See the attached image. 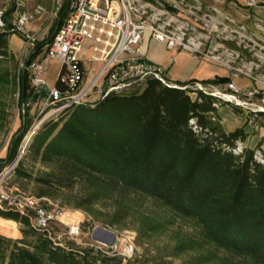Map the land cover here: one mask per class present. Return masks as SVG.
<instances>
[{"label":"trees","instance_id":"obj_1","mask_svg":"<svg viewBox=\"0 0 264 264\" xmlns=\"http://www.w3.org/2000/svg\"><path fill=\"white\" fill-rule=\"evenodd\" d=\"M145 1L160 5L157 0ZM68 11H63L28 62L53 39ZM14 33L7 21L0 26V60L9 57V37ZM0 81L9 82L8 75L0 74ZM229 81L230 77L217 76L202 82ZM195 82L176 88L149 77L142 91L111 93L75 105L42 125L26 157L53 168L52 179H42L51 188L85 186L87 194L75 208L107 199L125 205L129 193L145 195L197 220L218 246L264 264V164L256 159L254 149L236 152L248 134L243 128L230 133L223 129L215 106L225 103L221 98L183 89ZM18 86L23 105L31 96L27 72ZM30 126L25 121L19 130L9 160L17 157ZM0 217L22 225L20 239L0 236V264H124L120 257H107L74 242H57L54 234L35 229L27 217L14 211L0 209Z\"/></svg>","mask_w":264,"mask_h":264},{"label":"rangeland","instance_id":"obj_2","mask_svg":"<svg viewBox=\"0 0 264 264\" xmlns=\"http://www.w3.org/2000/svg\"><path fill=\"white\" fill-rule=\"evenodd\" d=\"M157 1L160 5L151 3L152 6L147 8L149 19L145 18L144 21L149 26L160 25L165 31L175 33L179 45L174 49L167 47L169 51H185L197 59L207 60L219 73L218 76L230 77L229 83L233 79L243 91H253L252 96L240 97L244 103L241 106L223 100L225 103L219 105L217 117L227 133L238 128L245 130L248 138L242 143L244 147L264 153V111L258 110L264 99V23L253 22L248 11L237 14L222 4L211 6L206 0ZM6 3L13 5L9 8ZM72 3L73 0H0L3 21L13 25L15 31L9 37V57L0 60V74L9 77V82L0 81V192L33 197L38 200V205L64 213L65 221L81 223L80 234L75 237L69 234V226L65 223H52L51 231L57 242L64 245L74 242L81 248L93 249L107 257H120L124 264H258L248 256L218 246L207 237L197 220L178 215L159 200L129 193L125 205H121L120 200L107 199L94 206L75 208L87 194L83 184L65 190L51 188L42 181L52 179L54 170L26 157L27 147L32 140L24 149L28 141L26 136L39 110L32 104L27 107L21 104L18 83L22 74L27 72L31 62L28 60L33 53L27 48V36H33L37 45L47 39L63 17V11L70 9ZM143 3L136 2V5L142 7ZM38 6L43 8V12L26 25L19 26V18L26 12H33ZM15 8L18 10L17 16L14 14ZM94 45L93 40H87L84 49L87 86L96 83L104 66L100 60L101 54L94 52ZM166 46L167 43L156 42L151 33L146 32L141 54L148 63L156 64L152 57H156L157 53L160 55L158 58L166 56ZM98 48L105 49L103 44H99ZM109 50L110 47L107 48ZM92 56L99 60H89ZM59 71V64L52 62L45 75L50 86H54ZM235 73L240 76L233 78ZM170 78L166 77V80L172 85ZM183 78L182 83L189 80V77ZM229 83L213 85L195 82L184 88L199 90L197 84H201L208 93L223 96L230 95ZM96 86L86 103L102 99L105 82L101 80ZM144 87L145 83L133 85L126 92L142 91ZM190 94L195 97V93ZM25 121L31 126L19 145L17 157L11 161L10 150ZM43 193L49 194L42 196ZM98 228L115 234L113 245L92 239L93 232Z\"/></svg>","mask_w":264,"mask_h":264},{"label":"built area","instance_id":"obj_3","mask_svg":"<svg viewBox=\"0 0 264 264\" xmlns=\"http://www.w3.org/2000/svg\"><path fill=\"white\" fill-rule=\"evenodd\" d=\"M136 2L143 3L142 0H73L66 20L56 31L53 39L27 66L31 96L23 106L27 107L32 104L38 107L39 115L34 119L27 133L28 141L24 143V149L43 124L57 119L63 112L75 105L86 103L85 100L94 92L97 83L101 80L106 85L102 98L111 93H127L126 91H129L131 86L145 83L149 77H155L163 83H168L164 69L145 60L141 54V44L144 34L150 32L153 40L167 43L169 49H174L179 45L176 35L165 31L160 25L149 26L144 19H149L147 8L152 6L151 3L144 2L140 7L136 5ZM246 7L248 9L264 8V0H247ZM42 12L43 8L38 6L33 12L24 13L18 20L19 26L26 25ZM3 17L4 12L0 11V26L4 24ZM27 39V48L34 52L37 48L36 40L29 35ZM87 40L95 42L94 52H99L102 57L100 60L104 62L96 83L88 86L86 85L87 73L84 58ZM99 44H103L105 49H99ZM108 47H110L109 51H107ZM134 47L137 48L134 49ZM89 60L98 61L99 59L92 56ZM52 62H57L60 66L54 86H50L45 79ZM239 76V73L233 74V78ZM58 82L60 86H57ZM197 87L207 92L201 84H197ZM228 90L230 95L221 96L220 93L213 95L226 102H235L239 106L244 104L240 100L242 95H253L252 90L239 89L233 79L228 84ZM262 104L258 106V110L264 111V99ZM215 106L219 108V104ZM244 148V145L239 143L236 152L241 153ZM262 148L264 149V146ZM263 154L256 151V159L264 164ZM0 209L14 211L27 217L32 227L47 231L50 235H53L51 224L55 221L68 225L69 234L72 237L80 234V222L73 221L71 224L65 221L64 213L38 205V200L33 197L1 191Z\"/></svg>","mask_w":264,"mask_h":264},{"label":"crops","instance_id":"obj_4","mask_svg":"<svg viewBox=\"0 0 264 264\" xmlns=\"http://www.w3.org/2000/svg\"><path fill=\"white\" fill-rule=\"evenodd\" d=\"M8 2V0H6ZM68 1V0H67ZM211 6L222 4L223 7L228 8L229 10L241 14L242 11H248L251 13L253 22L264 23V8L258 7L254 9H248L246 7L247 0H206ZM5 3V2H4ZM9 8L12 7L6 3ZM14 8V7H13ZM14 14L18 15V10L15 8ZM15 37V36H13ZM167 55L162 58L158 53L157 56L152 57L153 63L156 62V66H160L166 72V77H171L169 81L172 85H180L182 83L183 77H189V80L185 82L195 80L196 82H202L205 80L214 79L218 76L217 72L214 71L213 65L209 61L204 59H197L193 57L189 52L185 51H169L167 46ZM143 52V49H142ZM26 54H29L25 52ZM24 53V54H25ZM145 57V56H144ZM154 58V59H153ZM149 59V58H148ZM152 64V63H151ZM172 74V76H170ZM217 75V76H215ZM215 76V77H214ZM183 82V83H185ZM22 225L14 220L5 219L0 217V236L6 237L9 239H20Z\"/></svg>","mask_w":264,"mask_h":264},{"label":"water","instance_id":"obj_5","mask_svg":"<svg viewBox=\"0 0 264 264\" xmlns=\"http://www.w3.org/2000/svg\"><path fill=\"white\" fill-rule=\"evenodd\" d=\"M176 88H181L178 86H174ZM185 89V88H183ZM92 239L96 242H101V243H106L108 245H113L115 240H116V236L114 233L103 229V228H98L93 232L92 235Z\"/></svg>","mask_w":264,"mask_h":264},{"label":"bare ground","instance_id":"obj_6","mask_svg":"<svg viewBox=\"0 0 264 264\" xmlns=\"http://www.w3.org/2000/svg\"><path fill=\"white\" fill-rule=\"evenodd\" d=\"M73 221V220H72ZM70 222V221H69Z\"/></svg>","mask_w":264,"mask_h":264}]
</instances>
